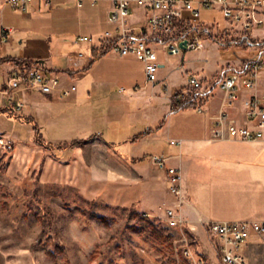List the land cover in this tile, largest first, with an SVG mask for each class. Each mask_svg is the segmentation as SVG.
I'll return each instance as SVG.
<instances>
[{
  "label": "crops",
  "instance_id": "1",
  "mask_svg": "<svg viewBox=\"0 0 264 264\" xmlns=\"http://www.w3.org/2000/svg\"><path fill=\"white\" fill-rule=\"evenodd\" d=\"M116 1L34 0L26 11H17L0 0V91L8 89L13 70L19 64L23 66L27 63L40 64L44 71L59 74L63 86L77 87V91L70 96L73 97L72 103H64L62 100L68 97L59 93L46 95L34 90L23 91L19 97L26 107L19 115H14L7 107L6 99L1 97L0 136L15 142V136L7 135L11 126L28 124L34 131L33 124L24 122L23 118L34 121L41 132L39 119L52 124L56 114L67 113L70 104L83 97L91 100L96 92L99 97H102L100 94L109 95L118 99L121 116H128L133 125H139L134 143L143 141L155 131L164 132L168 142L182 141L181 146L172 149L168 143L169 153L164 155H181V159H173L169 165L181 168V215L187 229L204 239L207 225L212 221H264V138L252 142L212 139L213 118L220 112L228 113L239 126L253 127L246 119L245 103L254 95L264 100V69L256 88L253 91L242 90L239 100L234 103L226 100L225 93L214 86V81L224 69L240 67L258 57L260 51L245 46L224 48L210 39L205 41L201 51H183L176 56L157 48L161 65L160 82L152 86L147 83L143 63L135 57L120 58L99 51L106 33L118 34L116 27L109 22ZM202 11L198 18L206 23L201 18ZM206 11L221 14L223 23L215 24L220 32H226L227 21L223 13L219 10ZM184 17L191 19L192 14L185 12ZM146 19L145 9L135 8L129 23L133 28L140 29L145 26ZM80 36L92 37L94 43L77 44ZM252 36L257 41L264 40V26L253 30ZM210 46H215L217 52L213 63L212 51L207 48ZM80 54L83 56L79 57ZM163 54L166 55L165 60L162 59ZM197 54L201 56L196 57ZM190 55H195V59H187ZM173 57L178 60L177 65L171 64ZM192 75L208 87H213V96L205 103V113L192 108L171 114L173 95L187 87V79ZM85 115L86 112L82 113L79 119L90 120ZM149 123L154 128H147ZM86 133L88 138L60 144L88 141L102 135L91 129ZM34 138L36 142L35 133ZM101 139H104L103 136ZM106 143L132 167L137 169L144 165L141 172L146 178L138 186H141L146 208L157 210L162 206L173 208L178 205L168 191L166 173L152 161L149 165L145 163L140 148L128 154L116 149L113 142ZM152 203L159 204L153 206ZM260 239H253L246 249L250 262L251 255L262 249Z\"/></svg>",
  "mask_w": 264,
  "mask_h": 264
},
{
  "label": "rangeland",
  "instance_id": "2",
  "mask_svg": "<svg viewBox=\"0 0 264 264\" xmlns=\"http://www.w3.org/2000/svg\"><path fill=\"white\" fill-rule=\"evenodd\" d=\"M201 18L223 23L216 11L203 10ZM207 48L213 63L215 46ZM170 62L178 64L176 57ZM98 95L70 104L52 124L39 119L43 140L54 145L88 138L90 129L102 134L79 148L38 146L28 124L8 130L18 144L11 151L0 145V264H221L208 231L201 239L185 226L170 228L165 211L172 206L145 207L138 186L144 165L132 167L106 143L128 154L140 148L149 165L169 153L168 137L155 131L134 143L139 125L121 116L118 99ZM84 112L90 120L79 119ZM259 244L251 264H264V237Z\"/></svg>",
  "mask_w": 264,
  "mask_h": 264
},
{
  "label": "built area",
  "instance_id": "3",
  "mask_svg": "<svg viewBox=\"0 0 264 264\" xmlns=\"http://www.w3.org/2000/svg\"><path fill=\"white\" fill-rule=\"evenodd\" d=\"M13 10L26 11L34 0H2ZM135 8L145 9L147 19L145 26L133 28L129 19ZM202 10H219L227 21L226 32L219 31L216 24H206L199 20ZM185 12L192 14L191 19L184 17ZM117 35L108 32L99 47L101 54L112 53L120 58L135 57L143 63L147 83L156 86L161 67L158 49L168 55L176 56L183 51H201L204 43L210 39L224 48L245 46L257 48L258 57L237 68H226L214 81V86L222 90L226 100L234 103L239 100L242 90L253 91L264 69V40H255L252 32L264 26V0H117L109 16ZM187 41L186 49L181 43ZM92 37L80 36L77 44H93ZM83 55L80 54L79 57ZM38 91L50 95L59 93L62 97H70L77 87L63 86L57 73H48L40 64L18 66L10 76L8 89L0 91L1 97L7 101V107L14 115L25 110V102L19 97L23 91ZM213 96V87H208L197 76L187 79V87L173 95L170 102V113L175 114L183 105L193 106L199 113H205V103ZM246 119L252 128L237 125L226 112H220L213 118L212 139L215 141H260L264 138V100L251 96L245 103ZM172 149L181 146L182 141L170 140ZM11 138L0 136V145L8 151L14 149ZM173 159H181V155H154L152 163L167 175L168 191L176 198L178 205L165 211V220L170 228L185 226L181 215L182 205V172L181 168L169 165ZM148 216V215H146ZM207 231L214 243L221 264H250L246 249L253 239L264 237V221H212ZM186 256H191L185 251Z\"/></svg>",
  "mask_w": 264,
  "mask_h": 264
},
{
  "label": "trees",
  "instance_id": "4",
  "mask_svg": "<svg viewBox=\"0 0 264 264\" xmlns=\"http://www.w3.org/2000/svg\"><path fill=\"white\" fill-rule=\"evenodd\" d=\"M19 65H21V64H19ZM27 65H29V63H27ZM178 93L179 92H177L176 94H178ZM192 108H193V106L183 105V106H181V109L179 111L188 110V109H192ZM22 120L24 122L33 124L37 144L40 145V146H43V147H45L46 149H49V150L62 151V150H67V149L79 148V147H81L82 145H84L85 143H87L89 141V140L88 141L76 140V141L71 142L70 144H63V145L62 144L54 145V144H51V143H46V142L43 141L40 129L34 123V121H32L31 119L29 120V119H25V118H23Z\"/></svg>",
  "mask_w": 264,
  "mask_h": 264
},
{
  "label": "water",
  "instance_id": "5",
  "mask_svg": "<svg viewBox=\"0 0 264 264\" xmlns=\"http://www.w3.org/2000/svg\"><path fill=\"white\" fill-rule=\"evenodd\" d=\"M180 46H181L182 49L185 50L186 46H187V41L182 42Z\"/></svg>",
  "mask_w": 264,
  "mask_h": 264
}]
</instances>
